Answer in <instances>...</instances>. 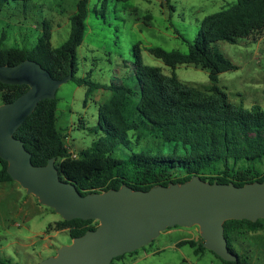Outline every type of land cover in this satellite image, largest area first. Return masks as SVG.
Here are the masks:
<instances>
[{
  "label": "trees",
  "instance_id": "1",
  "mask_svg": "<svg viewBox=\"0 0 264 264\" xmlns=\"http://www.w3.org/2000/svg\"><path fill=\"white\" fill-rule=\"evenodd\" d=\"M10 1L21 2L25 7L31 0H0V16ZM88 5L89 0L78 1L69 38L57 48L51 44L52 28L48 22L43 23L32 48H7L5 33L0 36L2 66L31 60L54 79L72 74L71 81L77 86L108 92L99 108L97 123L90 130L96 139L78 155L69 151L65 135L57 128V97L41 101L15 133L30 152L32 164L44 166L54 158L60 178L75 183L82 196L123 186L148 191L156 186L183 184L193 177L237 187L263 182L264 109L235 105L217 86L219 76L236 67L214 45L264 36V0H238L229 8L206 16L194 42L188 43L187 54L161 48L148 50L173 70L179 65L207 70L211 86L205 88L181 82L174 72L165 75L160 68L143 64L139 52L134 63V87L124 81L102 85L77 77V50L85 37ZM107 7V0H103L99 12L104 15ZM27 90L25 85L0 82L2 104L14 101ZM140 143L145 145L136 149ZM0 166V183L13 182L7 172L8 163L0 158ZM97 226L93 220L61 219L50 224L48 230H67L71 238H76ZM261 230L264 219L226 221L224 235L238 261L226 262L217 256L222 264H249L248 258L234 249L233 237ZM185 244L196 246L193 240L179 243ZM202 249L203 243L195 252ZM0 264L11 263L0 260Z\"/></svg>",
  "mask_w": 264,
  "mask_h": 264
},
{
  "label": "rangeland",
  "instance_id": "2",
  "mask_svg": "<svg viewBox=\"0 0 264 264\" xmlns=\"http://www.w3.org/2000/svg\"><path fill=\"white\" fill-rule=\"evenodd\" d=\"M78 1L31 0L25 7L21 2L10 1L0 16V36L6 35L5 47L32 48L44 22L51 25L52 46H61L69 38ZM237 1L107 0L108 7L102 15L99 10L103 0H89L85 37L77 50V77L102 85L124 81L134 87V63L139 52L143 64L160 68L165 75L174 72L185 84L209 87L207 70L190 65H179L173 70L148 50L161 48L187 54L188 43L194 42L202 20ZM214 46L236 67L222 73L217 86L235 105L264 109V36L239 39L237 44L220 41ZM56 97L57 128L65 135L69 151L78 155L96 139L90 130L97 123L99 108L107 100L108 92L88 91L69 81L59 87ZM139 145L135 148L145 144ZM60 220L53 209L29 195L17 182L0 183V260L36 264L56 255L62 246L72 242L67 230H48L50 224ZM233 239L234 249L246 256L249 264H264V230L235 235ZM186 240L195 241L196 246L179 245ZM201 243L198 227L169 228L147 246L111 264H222L206 248L196 253Z\"/></svg>",
  "mask_w": 264,
  "mask_h": 264
},
{
  "label": "water",
  "instance_id": "3",
  "mask_svg": "<svg viewBox=\"0 0 264 264\" xmlns=\"http://www.w3.org/2000/svg\"><path fill=\"white\" fill-rule=\"evenodd\" d=\"M71 80L72 74L54 79L31 60L14 66L0 64L2 84L28 87L14 101L0 106V158L8 163L9 176L62 220L98 222L95 230L72 238L56 255L36 264H111L177 226L198 227L204 248L223 261H238L228 248L224 223L264 219V181L237 187L193 177L183 184L148 191L123 186L82 196L75 183L60 178L54 158L44 166L32 164L30 152L15 133L41 101L55 99L59 87Z\"/></svg>",
  "mask_w": 264,
  "mask_h": 264
},
{
  "label": "crops",
  "instance_id": "4",
  "mask_svg": "<svg viewBox=\"0 0 264 264\" xmlns=\"http://www.w3.org/2000/svg\"><path fill=\"white\" fill-rule=\"evenodd\" d=\"M200 233V232H199ZM200 237H201V235H200Z\"/></svg>",
  "mask_w": 264,
  "mask_h": 264
}]
</instances>
